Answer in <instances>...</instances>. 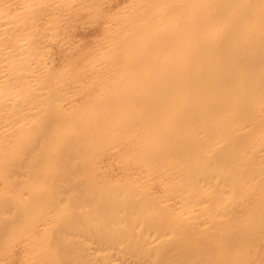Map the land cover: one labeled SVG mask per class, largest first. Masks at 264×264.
I'll return each instance as SVG.
<instances>
[{
    "label": "bare ground",
    "instance_id": "obj_1",
    "mask_svg": "<svg viewBox=\"0 0 264 264\" xmlns=\"http://www.w3.org/2000/svg\"><path fill=\"white\" fill-rule=\"evenodd\" d=\"M0 264H264V0H0Z\"/></svg>",
    "mask_w": 264,
    "mask_h": 264
},
{
    "label": "rangeland",
    "instance_id": "obj_2",
    "mask_svg": "<svg viewBox=\"0 0 264 264\" xmlns=\"http://www.w3.org/2000/svg\"><path fill=\"white\" fill-rule=\"evenodd\" d=\"M83 25H81V24H77L75 27H74V33H73V36H74V39H78V40H83V38H85L83 41H86L87 39L89 40L91 37H92V35H93V33H95L96 31H97V26L96 25H89L88 26V24L86 25V24H84V23H82ZM81 26H83V27H81ZM86 26V27H85ZM90 27V28H89ZM83 28V29H82ZM95 28V29H94ZM84 29H85V31H84ZM94 30V31H93ZM93 31V32H92ZM77 32V33H76ZM84 33V35H83V33ZM85 34H86V36H85ZM83 38H82V37Z\"/></svg>",
    "mask_w": 264,
    "mask_h": 264
}]
</instances>
